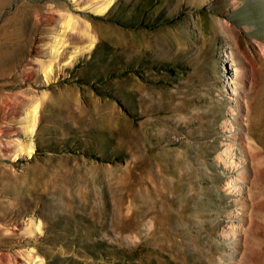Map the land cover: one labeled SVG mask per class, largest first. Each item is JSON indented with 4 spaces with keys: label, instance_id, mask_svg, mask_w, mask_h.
<instances>
[{
    "label": "rangeland",
    "instance_id": "obj_1",
    "mask_svg": "<svg viewBox=\"0 0 264 264\" xmlns=\"http://www.w3.org/2000/svg\"><path fill=\"white\" fill-rule=\"evenodd\" d=\"M29 262L264 264V0H0V264Z\"/></svg>",
    "mask_w": 264,
    "mask_h": 264
},
{
    "label": "bare ground",
    "instance_id": "obj_2",
    "mask_svg": "<svg viewBox=\"0 0 264 264\" xmlns=\"http://www.w3.org/2000/svg\"><path fill=\"white\" fill-rule=\"evenodd\" d=\"M234 162V161H233ZM231 182V180L229 181V183ZM29 264H32V262H29Z\"/></svg>",
    "mask_w": 264,
    "mask_h": 264
}]
</instances>
